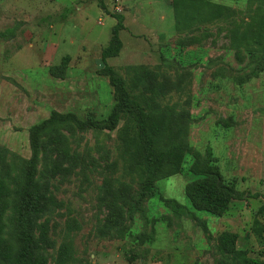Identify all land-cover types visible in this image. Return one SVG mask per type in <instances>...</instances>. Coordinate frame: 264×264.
Wrapping results in <instances>:
<instances>
[{"label": "rangeland", "instance_id": "1", "mask_svg": "<svg viewBox=\"0 0 264 264\" xmlns=\"http://www.w3.org/2000/svg\"><path fill=\"white\" fill-rule=\"evenodd\" d=\"M209 1L233 15L191 33L177 29L171 0H0V34L14 28L0 38V143L16 154L0 165L4 177L21 182L32 158L30 141L9 148L15 145L8 141L12 123L35 126L54 112L81 120L109 116L116 93L101 57L112 38L113 16L122 14L123 48L107 65L146 111L181 120L192 150L210 158L222 181L244 196L223 217L196 211L185 191L196 179L192 154L182 174L145 188L132 117L112 132L65 131L78 160L47 147L38 165L47 208L36 225L47 226L49 264L64 245L73 247L80 263L218 264L223 232L237 234V248L264 264V71L251 77L257 61L248 55L250 47L231 44L234 26L239 36L250 37L248 25L263 0ZM67 57L65 79L53 76L50 68ZM145 69L156 74L153 80L139 79ZM146 84L152 93L144 92ZM161 197L186 211L175 214ZM6 220L3 238L16 255L20 236Z\"/></svg>", "mask_w": 264, "mask_h": 264}, {"label": "trees", "instance_id": "2", "mask_svg": "<svg viewBox=\"0 0 264 264\" xmlns=\"http://www.w3.org/2000/svg\"><path fill=\"white\" fill-rule=\"evenodd\" d=\"M171 3L177 17V29L181 30L182 26L188 27L191 33L201 32L205 29V24L228 19L234 13L229 7L209 0H171ZM113 18L116 24L112 29V38L109 45L102 51L101 59L104 63L105 75L110 78V83L115 89L117 102L109 116L101 120H95L92 117L81 120L73 113L54 112L47 120L30 129L32 158L26 162V170L21 182H16V178L10 176L4 177L0 170V261L12 260L13 264H49L46 255L47 226L40 228L36 225L47 208V197L39 181L38 165L40 155L46 151L47 147H54L64 159L78 160V155L72 152L70 140L65 131L75 133L78 130L95 129L112 132L123 120L132 117L137 126L135 144L140 150L136 167L144 178L145 188L151 190L156 182L182 174L185 157L187 154H192L195 160L190 167V173L196 179L187 184L185 191L196 211L223 217L231 210L235 201L244 199L243 194L239 193L233 185L222 181L220 169L210 158H204L200 152L192 150L186 141L188 132L182 126L181 120L176 119L172 122L166 114L146 111L142 101H139L137 96H135L137 98L131 96L124 79L107 65L108 59L119 56L123 48L120 33L126 29L124 15L115 14ZM248 27L251 29L250 37L246 34L239 36V30L234 26L231 30V44L236 46L244 42L250 47L247 53L253 61H257L251 76L255 77L264 71V0L259 4ZM13 32L14 28H10L5 33H1L0 38ZM68 62L67 57L60 66L50 68L51 74L65 79ZM143 71V77L139 79L153 80L156 76L147 69ZM144 87V92L152 93L151 85L146 84ZM133 88L135 89V86ZM11 154L16 157V154L0 144V165L7 162L8 155ZM129 156H134L131 151ZM250 197L258 198L259 194ZM161 198L175 214L186 211V208L176 200ZM8 210L11 213L6 220ZM260 213L264 218V205L260 208ZM5 220L15 227L20 236V247L16 255L13 246L3 238L7 226ZM203 228L207 230L204 224ZM37 230L40 231L38 240L35 239ZM237 240V234L231 232H223L218 237L216 248L221 256L218 264H263L260 260L249 257L246 251L239 250ZM135 259L132 257V260ZM52 264L89 263H80L74 256L73 247L64 245Z\"/></svg>", "mask_w": 264, "mask_h": 264}, {"label": "crops", "instance_id": "3", "mask_svg": "<svg viewBox=\"0 0 264 264\" xmlns=\"http://www.w3.org/2000/svg\"><path fill=\"white\" fill-rule=\"evenodd\" d=\"M3 87H4L3 85H0V101H2V99H3V97H1L2 96L1 89H3ZM27 115H28V113L25 111V116H27ZM17 125H14L12 123L11 127L7 129V131H11V128H12V130L14 131L13 134H9V136H8L9 137L8 141L15 144L14 147H9L12 150H16L17 147L22 146L23 144L25 145V144L29 143V141H30V129L34 126V124L32 122L28 126H22V124H21V126H19V125L17 126ZM14 127L17 128L18 131L15 130ZM6 136H5V138H6ZM8 146H10L9 143L6 144V147H8Z\"/></svg>", "mask_w": 264, "mask_h": 264}]
</instances>
